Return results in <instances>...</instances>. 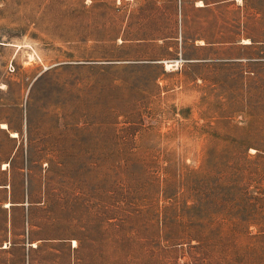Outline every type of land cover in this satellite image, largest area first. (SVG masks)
<instances>
[{"label":"rangeland","instance_id":"374dc122","mask_svg":"<svg viewBox=\"0 0 264 264\" xmlns=\"http://www.w3.org/2000/svg\"><path fill=\"white\" fill-rule=\"evenodd\" d=\"M3 106L0 264H264V0H0Z\"/></svg>","mask_w":264,"mask_h":264},{"label":"crops","instance_id":"0c3cea01","mask_svg":"<svg viewBox=\"0 0 264 264\" xmlns=\"http://www.w3.org/2000/svg\"><path fill=\"white\" fill-rule=\"evenodd\" d=\"M4 106H3V113H2V117L0 118V131H2L3 135L5 134V130L8 127H2L1 124L2 123H6V118H5V113H4ZM7 124V123H6ZM16 132V131H14ZM12 135V133H11ZM13 136V135H12ZM3 164H8L7 162H3ZM8 186V184L6 183L5 179H3L2 182H0V215H1V223H2V235H5V225H6V208L12 206L14 203L15 204H27V203H22L21 202H12V201H7V195H6V191L4 188H6ZM10 199H11V193H10ZM7 203H10V205H7ZM3 244H0V248L3 247V245L5 244V240H3L2 242Z\"/></svg>","mask_w":264,"mask_h":264},{"label":"bare ground","instance_id":"6f19581e","mask_svg":"<svg viewBox=\"0 0 264 264\" xmlns=\"http://www.w3.org/2000/svg\"><path fill=\"white\" fill-rule=\"evenodd\" d=\"M244 41L247 42L248 40L245 39ZM167 65H169V64L167 63ZM1 126H2V127H7V124H6V123H2ZM12 135H13V136H17L18 134H17V132H12ZM7 205H10V203H7ZM33 245H34V243H33Z\"/></svg>","mask_w":264,"mask_h":264}]
</instances>
